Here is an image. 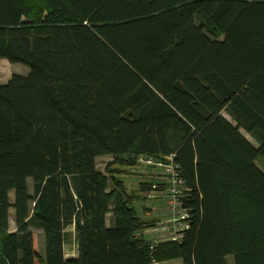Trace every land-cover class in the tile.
Instances as JSON below:
<instances>
[{"label": "trees", "instance_id": "trees-1", "mask_svg": "<svg viewBox=\"0 0 264 264\" xmlns=\"http://www.w3.org/2000/svg\"><path fill=\"white\" fill-rule=\"evenodd\" d=\"M2 60L29 73L2 85ZM143 155L179 166L180 241L145 237L148 182L98 169ZM258 161L264 0H0V264H264Z\"/></svg>", "mask_w": 264, "mask_h": 264}, {"label": "rangeland", "instance_id": "rangeland-1", "mask_svg": "<svg viewBox=\"0 0 264 264\" xmlns=\"http://www.w3.org/2000/svg\"><path fill=\"white\" fill-rule=\"evenodd\" d=\"M29 73V68L21 63L12 64L7 60L1 61V84L6 85L12 75H27ZM227 120L233 122L232 119L223 112L222 114ZM244 137H246L254 146H258V144L251 138L249 134H247L244 130H241ZM98 169L102 172H105L107 166L111 165L115 169L119 170L116 174L121 180L124 181L125 186L130 194H134L137 196L140 194V190L142 189L140 186L141 181H145L148 183L157 181L158 171L153 170L151 168H122L113 164V159L111 156L99 157L97 159ZM258 167H260L264 171V165L261 161L257 163ZM114 169V170H115ZM122 170V171H120ZM111 178V176H109ZM29 189L30 192H33L32 181L29 180ZM164 190V186H160V193ZM11 199H13V193H11ZM167 198L161 195L156 199H146L143 196L135 198L133 202V207L136 210V213L139 217H141L144 221L148 222V226L153 224L154 226L147 227L144 231L145 237L147 239L153 240L155 242L160 241L161 239L170 240L173 237L172 233H169L165 230L167 226V218L169 214L168 206L166 205ZM10 226L13 230L15 228L13 213H11L10 218ZM33 232V240H34V248L36 252L43 255L44 251V236L41 230H37L31 228ZM69 233V240L64 248L65 258L68 260L71 258L68 253H72L73 248H75V239H74V226H70L67 228ZM229 263L232 264V258H229ZM162 264H182L181 261H171L165 262Z\"/></svg>", "mask_w": 264, "mask_h": 264}, {"label": "built area", "instance_id": "built-area-1", "mask_svg": "<svg viewBox=\"0 0 264 264\" xmlns=\"http://www.w3.org/2000/svg\"><path fill=\"white\" fill-rule=\"evenodd\" d=\"M135 167L151 168L158 171L159 179L149 183L151 191H146L144 196L146 199H156L161 194L167 198L166 205L170 215H168L169 220H167L165 230L173 234L170 240L180 241L182 239L181 233L190 227V220L188 210L183 207L181 202V199L184 198L183 192L187 189L180 175L179 166L174 161V156L155 159L143 155L137 159ZM160 186H164L161 193L159 191Z\"/></svg>", "mask_w": 264, "mask_h": 264}, {"label": "crops", "instance_id": "crops-1", "mask_svg": "<svg viewBox=\"0 0 264 264\" xmlns=\"http://www.w3.org/2000/svg\"><path fill=\"white\" fill-rule=\"evenodd\" d=\"M68 255H69L71 258H77V257H78V251H77V249H76V246H75V248H73L72 253H71V254L68 253Z\"/></svg>", "mask_w": 264, "mask_h": 264}, {"label": "clouds", "instance_id": "clouds-1", "mask_svg": "<svg viewBox=\"0 0 264 264\" xmlns=\"http://www.w3.org/2000/svg\"><path fill=\"white\" fill-rule=\"evenodd\" d=\"M141 183H144V182H143V181H141ZM141 183H140V184H141ZM140 186H141V185H140Z\"/></svg>", "mask_w": 264, "mask_h": 264}]
</instances>
